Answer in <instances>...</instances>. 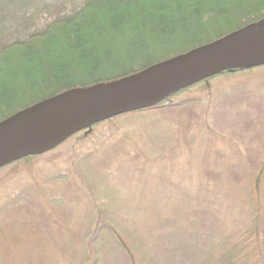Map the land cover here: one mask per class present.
<instances>
[{"label":"rangeland","instance_id":"obj_1","mask_svg":"<svg viewBox=\"0 0 264 264\" xmlns=\"http://www.w3.org/2000/svg\"><path fill=\"white\" fill-rule=\"evenodd\" d=\"M249 1L248 6H252L243 11L253 10L255 2ZM95 35H88V40ZM98 45L100 53L109 48V42ZM74 54L69 49L60 59L68 70L84 65L81 56L75 58ZM261 54L264 48L248 55L246 61H256ZM50 65H55L52 60L37 64L41 72L34 76L31 67L22 64L6 87L32 91L34 78L50 75ZM120 87L113 85L109 90ZM209 88L184 94L175 102L180 105L178 109L167 107L133 117L120 130L109 122L101 123L87 137H73L29 164L17 163L1 172L0 264H39L47 253L44 241L52 236L58 240V234L63 238L58 244L67 253L72 252L73 241L78 246L79 241L92 238L97 243L90 253L93 259L97 246L104 245L98 264H130L111 228H105L107 233L103 234L92 229L100 214L112 225L129 226L128 222L136 219L150 222L157 208L152 202L160 200L162 215L185 228L187 213L199 215L201 199H247L249 186L264 170V67L219 76ZM34 96L32 92L30 100ZM117 131L126 132L129 140L124 141ZM11 158L10 154H0V161ZM216 168L229 169L224 170L225 175L230 174L235 182L228 179L223 185L217 184L210 175ZM259 186L264 200V171ZM105 203L109 205L107 211L98 209ZM248 212H230L236 215L227 218L232 232L248 227ZM170 242L157 245L165 251ZM174 245L180 246L178 241ZM76 254L75 249L70 258L66 256L70 264ZM171 256L175 262L171 264H181L184 258L180 252ZM168 257L164 253L160 259L166 261Z\"/></svg>","mask_w":264,"mask_h":264},{"label":"trees","instance_id":"obj_2","mask_svg":"<svg viewBox=\"0 0 264 264\" xmlns=\"http://www.w3.org/2000/svg\"><path fill=\"white\" fill-rule=\"evenodd\" d=\"M249 2V0H0V124L64 92L76 88L88 89L102 83L117 85L127 82L157 64L225 39L250 25L264 22V0H254L253 10L243 11L245 7L252 6H248ZM93 33L97 35L91 36L88 40V35ZM103 42L107 44L109 42V48L105 53H100L97 47ZM69 49L77 53L74 54L75 58L81 56L84 65L75 69L70 67V70L66 65H61L60 59L66 56ZM50 60L55 64L53 67L49 66L50 75L47 74L40 79L34 78L36 83L32 82L34 84L32 91L25 92L21 88L16 90L11 88L12 85L10 88L6 87L12 73H17L22 64L29 65L31 67L29 71H33L36 76L41 72L37 64L49 63ZM262 67L264 61L260 64L254 60L240 63L233 66V70L162 95L153 107L112 117L71 138L87 137L93 133L97 125L104 122H109L113 128L120 130L138 115L162 111L167 107L178 109L180 105L175 102L180 97L199 88L209 91L211 83L217 77L228 73L245 74ZM44 69L45 67L42 71ZM21 91L24 92L16 99L15 94ZM32 92H35L36 96L30 100ZM120 134L124 141L129 140L126 132L122 131ZM115 148L116 151L119 150ZM42 155L0 161V173L17 163L29 164ZM224 170L229 169L216 168L210 174L217 184L223 185L228 179H232L230 174L225 175L227 172ZM263 171L262 169L259 172L254 183L249 186L247 199L239 197L226 201L218 197V200L212 202L201 199L198 206L201 214L192 217L187 213L189 215L185 217V228L162 215V209L159 208L162 205L160 200L152 202L157 208L153 210L150 222L136 219L128 222L129 226L119 223L112 225L111 220L102 219L100 214L91 226L93 225L92 229L100 234L107 233L105 228H111L115 241L126 253L130 264L175 263L171 254L176 255L177 252L184 257L181 264H264V200L259 186ZM234 182L232 179L231 183ZM222 185L221 188L217 187L218 192L222 191ZM94 200L96 201L95 198ZM145 201L140 199L141 204ZM111 203L113 202L110 201ZM99 206L98 209L105 208L104 211L109 207L107 203ZM246 209L249 210L248 215L251 217L250 224L242 232L235 233L234 230L232 232L227 218L236 215L230 212L236 213V210L239 212ZM173 214H176L175 210ZM171 231L176 232L170 233ZM61 237V234H58L59 241L53 236L44 241L47 253L39 264H70L71 261H68L66 256L70 258L75 249L77 254L74 255L72 264L76 261L77 264H98L101 261L100 249L104 245L97 246L93 259L90 253L97 243L92 238L79 241L78 246L77 242L73 241L75 244L73 243L72 252L67 253V249L58 244L63 239ZM168 240L171 241V246L166 244L165 251L158 247L157 242L161 244ZM177 241L180 246L174 245ZM99 242L103 240L100 239ZM157 253H160L158 257ZM164 253L169 254L166 261H162L164 258L160 259L164 257Z\"/></svg>","mask_w":264,"mask_h":264},{"label":"water","instance_id":"obj_3","mask_svg":"<svg viewBox=\"0 0 264 264\" xmlns=\"http://www.w3.org/2000/svg\"><path fill=\"white\" fill-rule=\"evenodd\" d=\"M264 48V22L188 54L157 64L113 85L76 88L30 107L0 124V154L13 158L48 153L75 134L112 117L153 107L164 94L219 75ZM257 64L264 61L261 54Z\"/></svg>","mask_w":264,"mask_h":264}]
</instances>
